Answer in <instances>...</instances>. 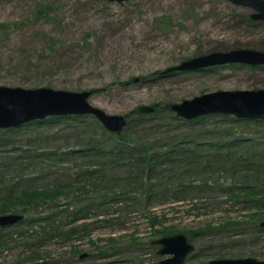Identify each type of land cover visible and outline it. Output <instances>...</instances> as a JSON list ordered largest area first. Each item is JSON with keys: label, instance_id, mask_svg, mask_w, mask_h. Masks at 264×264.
Segmentation results:
<instances>
[{"label": "rangeland", "instance_id": "1", "mask_svg": "<svg viewBox=\"0 0 264 264\" xmlns=\"http://www.w3.org/2000/svg\"><path fill=\"white\" fill-rule=\"evenodd\" d=\"M252 11L229 0H0V85L89 90L90 104L127 124L124 153L113 158L85 151L115 143L91 114L0 131L9 142L0 144V197L5 187L67 184L36 209L3 212L24 221L0 227V264H156L169 255L151 241L177 233L194 246L185 264L264 259V206L247 200L249 185L264 190V175L204 155L201 165L174 156L150 172L129 158L142 152L128 153L140 143L168 150L199 139L205 155L225 159L229 151L264 166V118L213 113L189 127L170 109L205 92L264 89V64L165 72L211 51H264V20ZM138 105L154 110L136 113ZM240 136L252 140L215 151Z\"/></svg>", "mask_w": 264, "mask_h": 264}, {"label": "water", "instance_id": "2", "mask_svg": "<svg viewBox=\"0 0 264 264\" xmlns=\"http://www.w3.org/2000/svg\"><path fill=\"white\" fill-rule=\"evenodd\" d=\"M112 1V0H111ZM115 1V0H113ZM123 1V0H116ZM238 5L252 8V19L264 20V0H229ZM226 63H243L252 66L264 64V51L251 48L217 50L196 55L171 66L172 70H193ZM138 78H135L137 81ZM89 90L70 91L50 87L22 88L0 85V128H10L23 123L45 119L52 116H70L91 114L95 116L109 132L120 133L125 127L124 115L108 114L89 103ZM170 109L184 119H193L213 113L231 114L239 118H264V89L216 90L205 92L189 99L170 104ZM152 105H138L135 112L150 113ZM22 215L17 213L0 214V227L13 224ZM157 244L158 254L169 256L156 264H185L186 255L194 249L182 233L162 236L151 241ZM187 264H264V259L254 257L217 258L205 263Z\"/></svg>", "mask_w": 264, "mask_h": 264}, {"label": "trees", "instance_id": "3", "mask_svg": "<svg viewBox=\"0 0 264 264\" xmlns=\"http://www.w3.org/2000/svg\"><path fill=\"white\" fill-rule=\"evenodd\" d=\"M41 10V9H39ZM41 12V11H39ZM137 113V112H136ZM141 115V114H138ZM211 115V114H209ZM77 115H70V116H54V117H50L51 119L53 118H73L76 117ZM173 117L175 119L178 120V116L176 114H173ZM205 117H209L207 115H202L193 119H187L188 124H190L189 127H193L195 124H197V122L199 120L204 119ZM48 119V118H47ZM46 119V120H47ZM249 119V118H248ZM46 120H33V121H29L26 122L25 124H29V123H42ZM127 125V124H126ZM18 126L12 127V128H6V129H0L1 132L6 131V130H13ZM125 129V127L123 128ZM122 129V130H123ZM124 131V130H123ZM123 131H121L120 133H114V132H110L108 134L113 135L114 139H115V143H113L111 146H108V148L105 149H100L97 146H93L90 149H85V151H89V150H93L97 156L101 157V156H108V157H115L117 156V154H122L124 153V149H122V145L123 144H127L126 143V139L124 137L125 134H123ZM3 141L0 140V144H8L9 142H7L5 139H3ZM252 140V139H250ZM250 140H245V138H242V136L240 137H235L232 140H228L223 142H220V144H209L210 147L211 145H215V151H217L219 148L221 147H231L234 145H240V143H243L245 141H249ZM247 145V144H246ZM203 146H205L204 143H201V141L199 139H195V141H193V145L189 146V144H183L182 142H177L175 147H172L168 150H163L161 148H153L151 146H149V144L146 143H140L137 145V147H127L128 148V153H135V152H142L139 155H132L129 156V158H131L133 160V162H135V165L137 166V168H141V167H146L150 172H153L157 166H159L158 163H161L165 160L170 161L172 158H177L178 161H186V162H195V160H197V165H201L200 162L205 160L208 161V158L213 156L212 161L213 162H218L222 165L221 168L224 169H228V168H232L234 169L236 167V163H243L244 164V168L247 170H251L253 173L255 174H261L264 175V166H262L260 163H254V161L252 160V158H246V157H242V156H235V154L230 153L229 151L226 152V158L222 159V158H215L217 153L211 154V155H205V150H203ZM212 149V148H211ZM204 155L205 158H203L202 156ZM252 157V156H250ZM125 158H128L127 155H125ZM264 158V157H262ZM216 159V160H215ZM214 164V163H213ZM135 169V168H134ZM210 169H212V167L210 166ZM207 170L206 172H211L213 173V170ZM87 171V170H86ZM90 173L92 172L91 169L89 170ZM87 171V172H89ZM135 171H137L135 169ZM152 179L150 177V175L148 176V183L149 186L152 185ZM62 185V184H61ZM57 186V187H52V188H48L47 189H21L19 191H16L14 188H7L5 187V193L2 197H0V214H3V212L7 211L9 209L10 206H15V205H21L22 206V210L26 211L28 208L32 207V208H38L40 205L46 204L48 201H52L53 199H55V196L57 194H59L61 192V190L67 188L64 186ZM262 187H264V185L262 184ZM150 188V187H149ZM61 189V190H59ZM248 196L247 200L253 201L255 205H259V206H264V190L258 189L256 186L253 185H249L248 187ZM150 199V198H149ZM49 217V215H47V217H30L28 219L29 223H33L37 220H42V219H47ZM76 217H73V219H75ZM153 220L157 221V217L153 216L151 217ZM24 221L23 217L22 219L19 220L20 223H22ZM155 221H151V225H154ZM50 226V225H48ZM5 227V226H4ZM52 230L55 229V226L52 225ZM54 228V229H53ZM165 229H154V233H163ZM165 233V232H164Z\"/></svg>", "mask_w": 264, "mask_h": 264}]
</instances>
